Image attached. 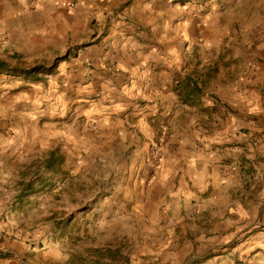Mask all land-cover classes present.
Segmentation results:
<instances>
[{"label":"crops","instance_id":"0c3cea01","mask_svg":"<svg viewBox=\"0 0 264 264\" xmlns=\"http://www.w3.org/2000/svg\"><path fill=\"white\" fill-rule=\"evenodd\" d=\"M77 1L82 4L72 3L73 14L84 19L73 34L81 47L74 58L71 53L50 66L56 65L55 71L46 78L79 81L76 92L83 103L97 86L105 91L90 105L63 113L71 114L70 124L28 122L9 129L0 124V216L29 189L39 185L34 190L49 191V177L72 178V206L75 199L78 204L81 191L74 180L82 174L84 137L93 145L115 140L120 150L137 143L130 163L113 169L123 184L104 202L99 229L128 225L136 231L140 256L154 264H264V136L258 140L247 131L232 112L231 100L222 102L223 111L221 89L208 83L225 34L218 23L220 6L205 0L185 5L172 0ZM126 1L131 2L127 8L119 7ZM64 2L37 0L32 5L41 7V19L35 23L29 12L28 19L52 26L63 15L59 6ZM91 13L100 22L93 30ZM23 16L24 11L0 14L11 39L39 53L52 52V32L43 36L39 27L17 24ZM82 37L90 45L82 48ZM209 93L215 99L209 100ZM151 144L161 148L158 158ZM60 190L55 188L63 197L67 192ZM59 203L61 209L69 204ZM39 235L32 240L44 234ZM27 238L8 244L9 251L26 254ZM38 256L47 263L66 259L49 249Z\"/></svg>","mask_w":264,"mask_h":264},{"label":"rangeland","instance_id":"374dc122","mask_svg":"<svg viewBox=\"0 0 264 264\" xmlns=\"http://www.w3.org/2000/svg\"><path fill=\"white\" fill-rule=\"evenodd\" d=\"M30 1L27 3L26 0H0V14L4 10L10 13L24 11L22 19L16 23H22L28 28L39 27L43 36L48 30L51 31L52 52L39 53L32 49L30 44L18 43L11 39L6 23L0 21V61H4L12 69L31 70L38 66L49 68L68 58V54L71 53L74 58L81 47L75 45L78 39L76 40L73 34L74 27L78 20L81 23L84 18L75 16L71 5L74 3L78 6V3L82 2L66 0L59 6L63 11L61 18L58 17L54 25L46 27L34 25L28 19L29 12L30 18L38 23L42 11L41 7L32 5L37 0ZM205 2L220 6L217 12L220 15L218 23H223L225 29L220 42L222 45L219 60L211 61L215 65L210 67H215L216 73H210L208 83H213L215 87L219 86L221 105L222 102L231 100L230 106L234 109L232 112L240 117L247 131H254L257 139L261 140L264 136V0H205ZM130 4L128 1L122 2L119 7L125 9ZM90 15H92L90 29L93 30L100 22L93 13ZM25 22H28V25ZM81 40L84 42L82 48L90 45L89 38L82 37ZM28 46L31 47L30 50L26 49ZM202 70L199 69L200 77L203 76L200 73H204ZM89 83L90 81L84 82L82 86ZM68 84L74 85L68 89ZM200 84L206 88L205 83ZM77 85L79 81L59 75L45 77L41 81L26 77L0 76V124L8 129L14 126L23 127L28 122L38 123L39 126L51 122L70 124L71 114L64 116L63 113L76 110L79 106L90 105L91 102L101 99L100 92L105 91V89L100 91L101 86H97V93L91 97H83L88 102L83 103L82 97L76 92ZM211 96L209 93V100L215 99ZM225 108L223 106V111ZM84 141L87 144H84ZM114 141L107 140L93 145L88 136L81 140V156L85 159L81 177L74 180L75 184L80 185L78 204L75 199V205L72 206V178L49 177L45 178L51 187L49 191L39 193L34 190L39 187L37 185L32 188L33 190L29 189L32 191L28 190L26 195L14 199L13 207L1 211L0 226L4 229L0 232V264H154L140 256L138 243L134 239L136 231L131 230L128 225L107 232L98 228L104 202L113 196L120 184H123L122 179L116 177L117 171L113 169L121 164L124 166L129 164L132 155L140 148L136 143L124 146L120 150L119 146L114 145ZM70 146H66L65 150ZM147 148L151 153V148ZM109 156L113 159L109 160ZM58 187H61L60 191L67 192L63 197L55 191ZM60 201L69 203L65 206L66 209L58 207ZM40 232L44 234L43 238L32 240L37 239ZM123 234H127L126 237H123ZM26 236L32 241L27 242L30 247L26 254H13L11 250L9 251L8 244L24 242ZM47 249L62 252L66 259L63 257L64 259L60 261L47 263L38 256Z\"/></svg>","mask_w":264,"mask_h":264},{"label":"trees","instance_id":"16d2710c","mask_svg":"<svg viewBox=\"0 0 264 264\" xmlns=\"http://www.w3.org/2000/svg\"><path fill=\"white\" fill-rule=\"evenodd\" d=\"M55 67L56 65L50 68L38 66L31 70L12 69L4 61H0V76L26 77L28 79L33 78L35 81H41L46 76L53 74ZM210 72L212 74L216 73L215 68L211 69Z\"/></svg>","mask_w":264,"mask_h":264},{"label":"built area","instance_id":"2783aa9c","mask_svg":"<svg viewBox=\"0 0 264 264\" xmlns=\"http://www.w3.org/2000/svg\"><path fill=\"white\" fill-rule=\"evenodd\" d=\"M100 2H103V0H99ZM174 3H177V4H180V5H185L186 4V2L187 1H194V0H172ZM74 6V5H73ZM151 147H152V149H153V154H154V156L156 157V158H158L159 157V155H160V152H161V149H160V147H159V145H157V144H151L150 145Z\"/></svg>","mask_w":264,"mask_h":264}]
</instances>
